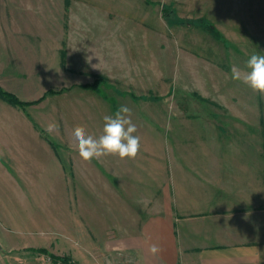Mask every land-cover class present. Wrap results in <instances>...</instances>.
<instances>
[{"label": "crops", "instance_id": "1", "mask_svg": "<svg viewBox=\"0 0 264 264\" xmlns=\"http://www.w3.org/2000/svg\"><path fill=\"white\" fill-rule=\"evenodd\" d=\"M106 3L59 0L55 17H0V55H5L0 73L23 85H44L50 74L72 78V85H91L95 76L111 77L127 67L129 38L131 47L159 52L158 41L144 46L157 23L128 17V0ZM114 3L119 12L111 13ZM251 18L257 25L247 35L250 56L264 55L255 49L256 43L264 47V17ZM233 21L234 29L239 19ZM223 30L227 36L231 31ZM219 60L224 64L225 58ZM203 87L219 108L201 113L198 124L187 126L184 120L179 128L176 112H169L166 180L159 176L166 143L159 136L144 144L141 149L149 154L141 150L140 159L106 156L91 162L79 157L74 139L60 138L78 125L94 137L102 134L103 117L112 111L99 90V96L91 89L78 91L87 93L86 100L71 126L49 130L54 142L44 141L31 123L34 113L0 110V264H15L17 255L9 248L15 245L58 246L56 253L62 246L87 245L73 256L81 262H90L106 245L114 257L105 261L113 259L111 264H264V139L256 93L230 77L205 80ZM93 118L102 121L90 124ZM153 245L158 252L151 251Z\"/></svg>", "mask_w": 264, "mask_h": 264}, {"label": "rangeland", "instance_id": "2", "mask_svg": "<svg viewBox=\"0 0 264 264\" xmlns=\"http://www.w3.org/2000/svg\"><path fill=\"white\" fill-rule=\"evenodd\" d=\"M57 1L59 0H0V17H8L10 14H15L16 17H55L60 13L54 10V4ZM106 4L111 7L108 0ZM112 6L111 13L119 12L118 4L114 3ZM44 7L45 10H43ZM127 9L128 17H145L144 21L148 26L150 22L158 24L157 31L154 30L149 38L144 39V46H152V43L155 46V41H158V53L147 52V49L143 51L138 46L131 47L129 38L127 67L113 71L111 77L95 76V82L91 85H72L70 84L74 81L72 78L57 79L51 74L44 85L35 86L28 83L23 85L20 82L23 80H16L15 76L0 73L1 90L12 94L24 103L23 106H19L0 96V110L6 112V110L15 109L23 113H34L29 116L31 123L40 131L44 141L54 142L55 136L50 131L54 132L57 129L63 132L65 126H71L75 110L81 102L86 100L87 93L78 91L91 89L92 95L99 96L96 91L99 90L100 95L106 98L101 101L112 111V114L121 105L131 109L132 122L137 126L135 135L141 138V148L145 143L148 146L151 145L152 138L156 139L152 135L159 136L161 142H166L165 150H161V153H165H162L159 159L161 172L159 176L166 180L169 112H176V126L179 128L184 120L188 121L187 126L198 124L201 113L219 108L216 102L206 99L204 91L206 87H203V81L231 78L232 66L245 68L253 46L247 35L251 36L252 30L257 25L255 18L251 17H257L259 22L263 21V18L259 17H264V0H128ZM233 18L239 19V26H234V29L232 25L238 22L233 21ZM148 19L152 20L146 23ZM223 26L232 31L228 33V36L224 34ZM136 42L139 44V39ZM258 48L264 50V47H257L256 43L255 49L258 50ZM218 55L220 58H225L224 64L220 63ZM3 56L5 57L0 55V62ZM222 66L225 70L221 69ZM26 89L28 92L24 93ZM35 89L38 92H34ZM80 93L83 95L81 96ZM255 93L256 120L259 121V129L262 130L259 136L264 139V94ZM39 114H42L41 117L44 118L40 123L37 116ZM100 121L102 120L93 118L90 119V124L96 122L99 125ZM52 124L58 127L50 129L49 125ZM63 133L61 137L59 133L60 138L63 137V140L67 141L73 140L70 132L64 135ZM187 138L190 139L189 136ZM256 142L257 146L260 144L262 146L258 138ZM141 148L139 152L142 150V152L146 151L145 155L149 154L147 150ZM136 157L140 159L139 153ZM147 159L149 158L145 157V160ZM147 162L149 163L150 159ZM176 162L178 164L177 160ZM137 163L146 169L147 164L143 165L141 161L135 164ZM174 168L190 170L191 167L177 165ZM193 168L195 173H198V166ZM173 170L172 167V174L175 173ZM159 200L162 205L163 199ZM144 201L145 205H150V201L147 199ZM97 241L99 240L96 239ZM9 248H12V253L17 255L15 264H60L54 262L51 256L67 257L76 264L114 262L113 259L110 263L105 261L114 257L111 252H108L111 249L106 245L98 247L97 253L91 255L90 262H81L73 257L75 252H86L87 245L62 246L61 249L65 248L67 251L60 249L57 253L58 246L36 245L32 248L15 245ZM45 248H48L46 249L48 254L39 252ZM119 256L117 254L115 258L117 261Z\"/></svg>", "mask_w": 264, "mask_h": 264}, {"label": "clouds", "instance_id": "3", "mask_svg": "<svg viewBox=\"0 0 264 264\" xmlns=\"http://www.w3.org/2000/svg\"><path fill=\"white\" fill-rule=\"evenodd\" d=\"M231 79L241 81L252 91L264 94V55L252 54L244 69L232 66ZM103 121L99 137L87 134L83 126L78 125L73 129L72 137L79 157L85 162L106 156L136 158L141 148V138L135 135L137 126L132 122L131 109L121 105L112 115H105ZM56 127L58 125H49L50 129ZM151 251L156 253L159 248L153 245Z\"/></svg>", "mask_w": 264, "mask_h": 264}, {"label": "trees", "instance_id": "4", "mask_svg": "<svg viewBox=\"0 0 264 264\" xmlns=\"http://www.w3.org/2000/svg\"><path fill=\"white\" fill-rule=\"evenodd\" d=\"M0 96L3 97L8 102L14 103V104L19 105V106H23L24 105V103H21L15 96H13L12 94H9V93H6V92L2 91L1 88H0ZM39 252L48 254L47 251L44 250V249L39 250ZM51 259L54 262H56V263L59 262V263H64V264H76L70 258H67V257L51 256Z\"/></svg>", "mask_w": 264, "mask_h": 264}, {"label": "built area", "instance_id": "5", "mask_svg": "<svg viewBox=\"0 0 264 264\" xmlns=\"http://www.w3.org/2000/svg\"><path fill=\"white\" fill-rule=\"evenodd\" d=\"M60 264H64V263H60Z\"/></svg>", "mask_w": 264, "mask_h": 264}]
</instances>
